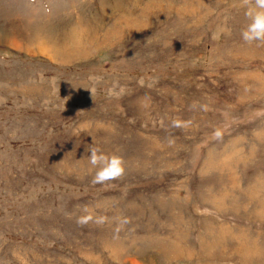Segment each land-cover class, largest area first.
Instances as JSON below:
<instances>
[{
  "label": "rangeland",
  "instance_id": "374dc122",
  "mask_svg": "<svg viewBox=\"0 0 264 264\" xmlns=\"http://www.w3.org/2000/svg\"><path fill=\"white\" fill-rule=\"evenodd\" d=\"M252 9L0 0V264H264ZM91 148L124 175L94 184Z\"/></svg>",
  "mask_w": 264,
  "mask_h": 264
},
{
  "label": "clouds",
  "instance_id": "9594fccd",
  "mask_svg": "<svg viewBox=\"0 0 264 264\" xmlns=\"http://www.w3.org/2000/svg\"><path fill=\"white\" fill-rule=\"evenodd\" d=\"M244 3H249V0H244ZM249 16L252 22L241 33L242 39L248 44L258 41L264 42V0H255V9L249 11ZM215 136L219 138L221 133L217 131ZM89 163L94 167L99 166L93 180L94 184L116 180L125 173V161L122 156L106 155L99 148L90 149ZM103 219L105 218H101V222H103ZM126 222L127 220H125Z\"/></svg>",
  "mask_w": 264,
  "mask_h": 264
},
{
  "label": "bare ground",
  "instance_id": "6f19581e",
  "mask_svg": "<svg viewBox=\"0 0 264 264\" xmlns=\"http://www.w3.org/2000/svg\"><path fill=\"white\" fill-rule=\"evenodd\" d=\"M74 30H75V28H74ZM73 30V31H74ZM72 32V31H71ZM75 32V31H74ZM73 32V33H74ZM72 33V35H73V37L72 38H70V39H72L73 40V42H77V38H76V32L73 34ZM7 35V34H6ZM70 35V34H69ZM69 35H68V38H69ZM76 40V41H75ZM45 41L46 40H44L42 37H41V35H39V36H34V40H33V42H35V43H37V45L35 46V47H38L39 48V52L40 53H42V54H50V50H51V48H52V46L51 47H48L47 45H46V43H45ZM15 44H17L15 41H13ZM72 42V41H71ZM78 42H79V40H78ZM12 44V43H11ZM76 45V44H75ZM74 45V46H75ZM73 46V45H72ZM32 46H29L28 47V50L29 51H31L32 50V48H31ZM62 48V47H61ZM72 49H74V48H72ZM76 49V48H75ZM56 54V53H55ZM55 54H53L52 56H54ZM59 54V53H58ZM174 248V247H173ZM172 248V249H173ZM175 249V248H174ZM128 257V256H127ZM167 258V257H166ZM138 260V259H137ZM130 264H139L136 260H134V259H130ZM142 264V263H141Z\"/></svg>",
  "mask_w": 264,
  "mask_h": 264
}]
</instances>
